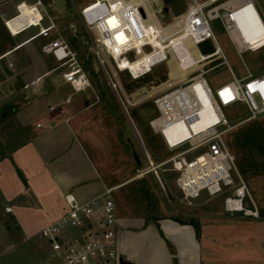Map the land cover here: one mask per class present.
I'll list each match as a JSON object with an SVG mask.
<instances>
[{"label":"rangeland","instance_id":"374dc122","mask_svg":"<svg viewBox=\"0 0 264 264\" xmlns=\"http://www.w3.org/2000/svg\"><path fill=\"white\" fill-rule=\"evenodd\" d=\"M27 1L28 4L34 2ZM42 1L51 5V14L60 32L91 78L95 94H92L89 112L83 115V127L91 130V139L101 146V157L107 161L103 170L107 174L108 184H122L114 191L119 215L138 212L143 215L177 217L193 223L200 234L216 240L221 246L214 253L213 261H210L208 249L205 251L207 264H264V114L258 119L245 121L247 109L244 104L236 103L223 108L233 123L242 122L229 132L228 143L236 156L238 170L257 205L258 217L227 211L225 195L211 196L206 190L189 203L176 185L178 172L169 162L171 157L189 145L170 150L164 138L150 124L157 116L154 98L201 68L209 69L206 77L213 90L233 79L229 69L219 65L222 59L215 57L207 60V63L196 64L188 48L191 38L183 40L171 35L182 26L194 0H132L145 7L148 24L154 23L161 34V40L152 39L153 45L161 49H175L173 52L169 49L168 60L138 78H134L128 70L119 68L128 60L118 59L117 66L97 41L96 31L83 22L81 9L86 0H65L64 11H57L52 0ZM225 1L219 0L215 4L221 5ZM13 14L16 15V11L9 13L7 18ZM2 18L0 11V54L31 40L18 52L20 62L29 70V77L33 78L35 74L52 67H57L59 73L64 70L59 67L60 63L55 57H45L42 53L44 41L37 35L38 28H30L12 36ZM211 26L229 65L238 77L246 74V66L254 75L264 74V47L239 54L221 20L213 19ZM166 42L168 46H165ZM196 46L204 55L215 48L211 40ZM163 53L164 50H160L152 55H140L139 62L131 65L132 71L135 75L142 74ZM203 150L193 151L185 157L191 159ZM241 167L245 168V172ZM142 178L151 193L148 197L140 191L139 180ZM246 206L252 207V204L247 201ZM3 221L7 224V231L0 232V240L5 243L0 246V264H62L42 234L27 238L11 219L4 218Z\"/></svg>","mask_w":264,"mask_h":264},{"label":"built area","instance_id":"2783aa9c","mask_svg":"<svg viewBox=\"0 0 264 264\" xmlns=\"http://www.w3.org/2000/svg\"><path fill=\"white\" fill-rule=\"evenodd\" d=\"M86 1L81 9L82 20L96 31L97 41L117 66V58L134 62L140 55H152L160 50H164L162 57L152 62L150 67L166 61L169 47L161 49L153 45L152 39L158 36L157 26L148 24V13L143 5L132 0ZM248 1L256 9L254 3ZM22 3L35 5L40 16L33 24L19 28L20 33L28 28H38V36L44 39L42 53L56 58L60 67L64 68L65 81L76 92L91 91L90 95L95 94L88 72L76 59L51 14V5L44 4L42 0H34L32 4L19 3L17 14L5 21L8 31L11 32L9 21L18 15ZM215 3H194L185 15L182 26L171 35L176 38L189 37L195 45L211 40L215 49L205 57L207 60L215 57L222 59L219 65H225L233 79L213 90L206 77L209 69L201 68L154 98L157 116L150 124L164 138L170 150L189 145L169 159L178 172L176 185L189 203L206 190L211 196L225 195L227 211L258 217L257 205L228 143L229 132L242 122L233 123L223 108L241 103L247 109L245 121L261 117L264 114V74L254 75L246 66V74L238 77L223 53L211 21L215 18L221 20L239 54L264 47V43L255 45L264 38V21L256 10L262 29L252 15L244 11V7L240 8L245 2L228 7ZM168 44L166 42L165 46ZM126 70L130 72V69ZM207 108L215 118L207 128L198 133L193 131L191 137L176 145L169 143L165 135L166 127L183 122L192 130V124L202 118V112ZM200 149H204L203 152L186 159L185 155ZM150 163L153 164L151 160ZM116 188L118 186L106 187L101 194L86 202L73 194L65 196L67 211L42 230V235L63 264H121L118 252L119 210L114 196ZM247 201L252 207L246 206ZM6 210L11 211L9 207Z\"/></svg>","mask_w":264,"mask_h":264},{"label":"crops","instance_id":"0c3cea01","mask_svg":"<svg viewBox=\"0 0 264 264\" xmlns=\"http://www.w3.org/2000/svg\"><path fill=\"white\" fill-rule=\"evenodd\" d=\"M23 1L28 3L0 0L4 24ZM200 1L194 0L190 8L213 2ZM251 1L264 21V0ZM28 41L0 54V232L7 231L4 218L13 216L22 234L33 238L67 211L66 195L86 202L112 185L103 170L107 161L101 157V146L83 127L93 96L74 91L63 77L64 70L59 73L57 67L29 77L18 53ZM118 240L119 257L133 264H207L205 251L213 261L221 247L216 240L198 235L191 223L171 216L156 223L138 212L119 215ZM4 244L0 240V246Z\"/></svg>","mask_w":264,"mask_h":264},{"label":"bare ground","instance_id":"6f19581e","mask_svg":"<svg viewBox=\"0 0 264 264\" xmlns=\"http://www.w3.org/2000/svg\"><path fill=\"white\" fill-rule=\"evenodd\" d=\"M216 1L217 0H213V2H216ZM235 1H236L235 4L245 2L243 5H241L240 8L244 7L243 8L244 11L249 12V14L252 15V17L254 18L255 22L260 27H262V29H263V26L261 24L259 16L256 12V9L253 8V6L250 4V2L248 0H235ZM19 9H20V12L18 13V15L9 21V26L11 29L10 33H12V34L19 33L20 32L19 28H22V27L26 28L28 25L33 24L36 21V19L40 16L38 9L35 7V5H31V6L28 5L27 6L25 3H22L20 5ZM160 36H161V34H159V32H158L157 39H159ZM187 38H189V37H187ZM182 39L185 40L186 38H182ZM159 40H161V39H159ZM262 43H264V38L257 41V43H255V45L257 46V45L262 44ZM170 48L169 49L172 52L175 50L173 47H170ZM175 54L179 58V53L177 51L175 52ZM173 56H175V55H173ZM118 59L119 58H117V60ZM138 60H139V58L134 62H131V61L125 62V64H123L122 67H120L119 65L118 66L121 70L130 69V72L132 73V75L135 78L146 75L153 69L150 66H148L147 71L143 72L142 74L135 75L131 69V65L139 62ZM166 60H168V58ZM211 113H212V111H210L208 108L205 109V111L202 112V118L199 119L197 122H194L192 124V130H191V128H189L188 125H186L183 122H178V123H175L174 125L166 127L165 128V135H166L169 143L171 145H176L180 141L188 139L189 137H191L193 131L198 133L199 130L207 128L210 125V123H212V121L215 120V118L211 115Z\"/></svg>","mask_w":264,"mask_h":264},{"label":"trees","instance_id":"16d2710c","mask_svg":"<svg viewBox=\"0 0 264 264\" xmlns=\"http://www.w3.org/2000/svg\"><path fill=\"white\" fill-rule=\"evenodd\" d=\"M188 48H189L190 53L192 55V61L196 62V64L207 63V58L205 57V55L202 52H200L198 47L194 44V42L191 39H189V41H188ZM214 49L211 52H213ZM211 52H209V53H211ZM110 102H111V100H110ZM152 143H153V141H152ZM241 169H242L243 172H245V168L244 167H241ZM139 185H140L139 186L140 187V191H141V193L144 196L148 197L149 195H151V193H150L149 189L147 188L146 183H145L143 178L141 180H139ZM145 217L147 218V220H149V221L152 220V221L157 223L159 218H162L163 216H160V215L158 216V215H155V214H148V215H145ZM10 218L13 219L14 217L10 216ZM171 218H173L176 221H178L180 223H183V224L190 223V222H187V221H183V220H181V219H179L177 217H171ZM191 224H193V223H191ZM195 228L197 230V234L200 235V230L196 226H195Z\"/></svg>","mask_w":264,"mask_h":264},{"label":"water","instance_id":"95a60500","mask_svg":"<svg viewBox=\"0 0 264 264\" xmlns=\"http://www.w3.org/2000/svg\"><path fill=\"white\" fill-rule=\"evenodd\" d=\"M52 2H53V5L57 11H64L66 9V1L65 0H52ZM123 106H124V104H123ZM132 124H133V122H132ZM121 264H133V263L126 262V261H123V259H121Z\"/></svg>","mask_w":264,"mask_h":264}]
</instances>
